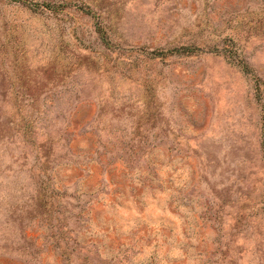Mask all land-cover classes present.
<instances>
[{"label": "rangeland", "instance_id": "374dc122", "mask_svg": "<svg viewBox=\"0 0 264 264\" xmlns=\"http://www.w3.org/2000/svg\"><path fill=\"white\" fill-rule=\"evenodd\" d=\"M0 264H264V0H0Z\"/></svg>", "mask_w": 264, "mask_h": 264}]
</instances>
